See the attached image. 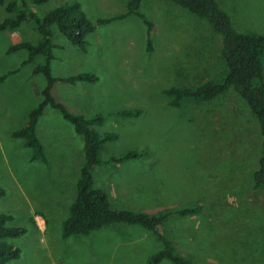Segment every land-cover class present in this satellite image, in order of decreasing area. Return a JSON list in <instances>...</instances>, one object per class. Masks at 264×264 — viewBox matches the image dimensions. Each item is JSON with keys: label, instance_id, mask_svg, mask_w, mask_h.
Masks as SVG:
<instances>
[{"label": "rangeland", "instance_id": "rangeland-1", "mask_svg": "<svg viewBox=\"0 0 264 264\" xmlns=\"http://www.w3.org/2000/svg\"><path fill=\"white\" fill-rule=\"evenodd\" d=\"M66 1L78 2L95 28L86 36L87 51L81 52L51 25V73L85 72L98 79L56 81L52 94L76 114L105 116L95 128L118 138L106 143L101 158L142 152L140 158L95 167V186L106 189L118 208L155 212L197 206L159 228L194 264H263L264 190L252 179L261 156L256 119L232 89L211 101L184 98L177 106L163 93L222 79L221 36L171 2L142 0L138 11L154 24L148 51L146 25L138 16L97 23L125 14L128 0H28L40 20ZM217 2L236 30L264 33V0ZM8 15L0 5V21ZM39 38L28 22L0 32V76L16 70L0 81V213L13 216L7 226L25 228L22 236L8 239L21 254L7 264H147L162 242L158 233L138 226L115 223L88 236L61 237L83 162V137L58 110L46 106L36 126L47 161L32 160L23 139L12 137L42 100L46 80L32 73L43 60L40 55L23 64L25 49H6ZM125 109L141 114H113Z\"/></svg>", "mask_w": 264, "mask_h": 264}, {"label": "trees", "instance_id": "trees-1", "mask_svg": "<svg viewBox=\"0 0 264 264\" xmlns=\"http://www.w3.org/2000/svg\"><path fill=\"white\" fill-rule=\"evenodd\" d=\"M48 0H31L34 4H42ZM142 0H128L125 14L111 18L98 19L102 24L112 19L122 18L126 14L138 16L146 25V49L152 50L151 35L153 22L138 11ZM171 2L188 11L199 19L205 20L212 30L221 36L219 57L224 68L222 79H208L196 86L179 88L169 87L163 93L171 98V105H179L182 99L197 101H211L214 98L232 89L246 104L250 114L256 119L261 136V156L258 167L252 174L253 184L264 190V33H248L236 30L227 13L222 10L217 0H163ZM0 5H5L10 14L0 21V32L14 29L24 22H28L40 34L36 43L18 41L9 45L8 53L25 49L28 57L24 63L31 62L36 56L43 58L42 62L33 67V74H42L46 85L42 88V100L29 111L26 124L12 132V137L23 139L24 145L31 149V159L47 161L43 145L37 134L36 126L39 117L46 106L59 111L61 116L69 121L75 132L83 137V162L79 167V175L75 183V197L68 207V214L61 222V237L67 239L72 236H88L109 224H126L141 227L146 231L158 233L162 247L150 254L146 259L147 264H159L168 260L172 264H194L190 259L180 255L175 250L173 242L159 228L170 218L184 217L197 211V206L189 207H164L155 212L118 208L111 204L106 189L96 187L93 170L95 167L108 166L121 163L125 160L140 158L142 152L129 150L124 153L100 157V151L106 143L118 138L115 132L100 133L95 127H101L105 121L104 115L88 117L72 112L52 94L56 81L75 84L79 81L94 82L98 77L92 73H78L68 77H55L51 73V61L54 59V44L51 41V25L56 24L60 34L69 42L76 45L81 52L87 51L86 36L94 31V24L86 17L76 1H66L48 11L40 20L29 5L28 0H0ZM10 70L0 76L3 81ZM113 114L120 116H137L141 114L138 109L120 110ZM4 191L0 189V197ZM13 216L0 213V264L18 259L21 254L19 247L8 242L9 238H17L25 233V228L7 226ZM33 222V219L30 218ZM264 264V263H263Z\"/></svg>", "mask_w": 264, "mask_h": 264}, {"label": "crops", "instance_id": "crops-1", "mask_svg": "<svg viewBox=\"0 0 264 264\" xmlns=\"http://www.w3.org/2000/svg\"><path fill=\"white\" fill-rule=\"evenodd\" d=\"M263 73H264V60H263ZM264 78V77H263ZM218 262V261H215V263Z\"/></svg>", "mask_w": 264, "mask_h": 264}]
</instances>
